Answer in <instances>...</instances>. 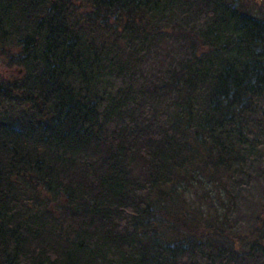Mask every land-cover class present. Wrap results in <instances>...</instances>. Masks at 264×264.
I'll use <instances>...</instances> for the list:
<instances>
[{
	"label": "trees",
	"instance_id": "trees-1",
	"mask_svg": "<svg viewBox=\"0 0 264 264\" xmlns=\"http://www.w3.org/2000/svg\"><path fill=\"white\" fill-rule=\"evenodd\" d=\"M180 1L0 0V64L18 68L0 72V264L264 255V219L227 220L264 136V18L212 0L206 29L174 31L190 50L169 72L170 116L120 89L138 61L124 47L163 36Z\"/></svg>",
	"mask_w": 264,
	"mask_h": 264
},
{
	"label": "rangeland",
	"instance_id": "rangeland-1",
	"mask_svg": "<svg viewBox=\"0 0 264 264\" xmlns=\"http://www.w3.org/2000/svg\"><path fill=\"white\" fill-rule=\"evenodd\" d=\"M238 1L240 5L247 7L252 15L264 18V0ZM212 11V0H182L169 14V23L164 26L166 33L163 36L150 39L149 45L142 47H148L145 50L140 51L141 46H135V44L125 46L124 50L122 49V55L125 58L133 57L138 61L125 68L126 74L119 75L120 89H127L132 85L136 92L139 89L141 94L145 91V98L135 102L149 101L154 106L157 117L162 113L170 116L174 110L172 101L175 96L167 90L172 82L169 79V72L178 62L188 57L190 50V40L174 31L178 27L196 31L206 29L211 21ZM17 69V67L7 68L0 64V72L4 75L14 73ZM151 88H156L154 94L150 93ZM257 119L264 126V115ZM253 139L255 138H252L254 142ZM244 152L247 154L243 168L246 174L242 182L237 180L240 183L233 186L235 190L232 196L235 197V206L228 212L227 219L237 233L252 228L256 217L260 216L264 219V136L252 143L251 152ZM136 166L134 170L137 175L139 170ZM237 175L240 177L239 173ZM231 264H264V255L255 253L253 257L243 256L239 261Z\"/></svg>",
	"mask_w": 264,
	"mask_h": 264
}]
</instances>
